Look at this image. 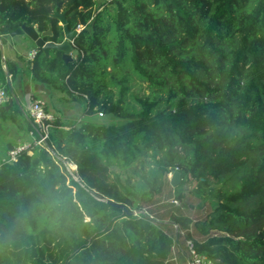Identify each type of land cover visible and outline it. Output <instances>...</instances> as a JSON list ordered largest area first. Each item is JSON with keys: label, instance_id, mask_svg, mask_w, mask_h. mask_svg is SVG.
I'll return each instance as SVG.
<instances>
[{"label": "trees", "instance_id": "trees-1", "mask_svg": "<svg viewBox=\"0 0 264 264\" xmlns=\"http://www.w3.org/2000/svg\"><path fill=\"white\" fill-rule=\"evenodd\" d=\"M60 10L79 28L78 55L66 64L39 51L28 72L82 102L87 120L55 117L45 148L0 162V264H174V249L187 260V241L209 264H264V0H10L0 36L25 22L59 43ZM137 83L149 93L131 94ZM0 84V117L28 133L19 106L6 109L1 62ZM52 152L77 166V180ZM152 162L158 186L147 181ZM173 171L196 181L212 207L205 219L174 207Z\"/></svg>", "mask_w": 264, "mask_h": 264}, {"label": "rangeland", "instance_id": "rangeland-1", "mask_svg": "<svg viewBox=\"0 0 264 264\" xmlns=\"http://www.w3.org/2000/svg\"><path fill=\"white\" fill-rule=\"evenodd\" d=\"M22 38H6V43L8 44V52H9V56H7V50L6 48H3V56L6 59L7 58H11L13 61H16L17 64L20 67V71L22 73H20L19 77L21 80H23L25 77H27L28 73V69H27V64L23 62V59L25 58V56H27V53H23L20 48H18L17 46V42H20ZM25 41V40H24ZM30 50L34 49L32 48V46L29 47ZM29 52V50H28ZM1 59V56H0ZM10 61V60H9ZM27 72V73H26ZM27 89L26 91H29V89L32 91L33 85L28 82L27 84ZM51 92H53V94H55L53 89H50ZM149 90L146 88V85L144 84H135L132 89H131V94H135V95H140L142 96L143 94H148ZM58 94V93H57ZM21 97L18 98V101L20 104H26V100H27V104H29L31 102V99L29 97V94H23L21 95ZM59 96H63L61 93H59ZM71 101V100H70ZM61 105L64 104L65 106H74L72 109H67V108H61L59 109V111H56L57 113H59L60 115V119L64 122H74L77 124H80V121H86L87 118H85L82 113L83 110V103L82 102H78V101H74V102H66L61 100L60 101ZM48 106H50V101H48ZM58 110V109H57ZM95 121H99V122H107L108 119L105 116H99L96 115L95 117ZM162 164H165V162L163 160H161ZM114 172L116 173H120V170H114ZM167 179L170 182V179L172 177V172L169 173L167 176ZM125 178V176H120V179L123 181ZM147 181L148 182H155L156 186L162 184V182L164 181V175H162V173L158 170L156 164L154 162L151 163V166L148 170L147 173ZM182 180L178 183L177 186H175L173 189H175L173 196H177L178 194H181L182 196V200L178 201L176 198H174L175 204L174 207L177 208L178 210H180V212L182 214H184L185 216L190 217L193 220H199V219H205L210 212L212 211V207L209 205V201L207 199H201L200 197L195 195V192H197V188H196V181H189V180H185L183 184H181ZM132 188L134 190H136L139 193H143L145 191L148 190L146 184L143 181L140 180H135L132 182ZM210 187L212 188H218L220 186V184H215V183H210L209 184ZM231 184L227 183L226 187L230 186ZM172 204V202H170ZM162 204H164L165 206L168 207L167 202H163ZM164 210H159V212H163ZM135 214H137L135 212ZM212 234H219L220 231H211ZM172 262L174 264H187V260L186 259H182L181 257H179L177 255L176 249L173 250V254H172Z\"/></svg>", "mask_w": 264, "mask_h": 264}, {"label": "built area", "instance_id": "built-area-1", "mask_svg": "<svg viewBox=\"0 0 264 264\" xmlns=\"http://www.w3.org/2000/svg\"><path fill=\"white\" fill-rule=\"evenodd\" d=\"M79 28H77L78 30ZM34 50L28 54V59L34 58ZM8 98L5 93L4 87L0 84V110L7 102ZM99 116H102L99 113ZM56 115L51 112L41 100H31L27 106V118H29L32 130L27 133L25 138L18 140L15 147L7 152L6 158L1 162L13 163L16 161L17 156L23 151H29L34 147H46V141L48 139L49 128L53 124ZM52 156L55 161L61 165L69 177L77 180V166L70 162L65 156L57 155L52 152ZM139 214V213H137ZM187 264H209L206 257L199 255L193 246L191 241H187Z\"/></svg>", "mask_w": 264, "mask_h": 264}, {"label": "crops", "instance_id": "crops-1", "mask_svg": "<svg viewBox=\"0 0 264 264\" xmlns=\"http://www.w3.org/2000/svg\"><path fill=\"white\" fill-rule=\"evenodd\" d=\"M7 56H9V52L7 50ZM25 58H28V55L25 56ZM10 60V61H9ZM5 61V63H4ZM6 61H8L7 63L10 64H16V66L19 69V72L16 76L12 77V72H8L7 70V65H6ZM2 68L5 71V75L6 78H8L10 80V84H11V88L13 90V93L15 94L17 101L16 102H12L17 104L22 112V114L27 118V106L30 104H27V100H26V104H20L18 101V98L22 96L23 94H29L30 99H35V100H41L45 103L46 107L53 112L56 117H60L59 113H57L56 111H59V109L61 108H67V109H72L74 106H65L64 104H60L61 100L66 101V102H74V101H70L65 99L64 95L63 96H59L58 91L54 90L55 94H53V92H51V90L49 88H47L45 85L43 84H39V83H35L31 80L30 74L27 75L28 78H24L23 80L20 79V73H22L20 71V67L17 64L16 61H13L11 58H5L4 60L1 62ZM28 69V67H27ZM27 73V72H26ZM29 73V72H28ZM30 82L33 85L32 91L29 89V91H26L27 89V83ZM58 93V94H57ZM48 101H50V106H48ZM12 106V105H11ZM7 109V108H6ZM58 109V110H57ZM8 110V109H7ZM83 113V110H82ZM27 136V133H23L21 130H19V128L16 126L15 123H13L12 121L6 119V118H2L0 117V162L2 159L6 158L7 156V152L9 150H11L13 147L16 146L18 140L25 138ZM11 146V149H9L8 147Z\"/></svg>", "mask_w": 264, "mask_h": 264}, {"label": "water", "instance_id": "water-1", "mask_svg": "<svg viewBox=\"0 0 264 264\" xmlns=\"http://www.w3.org/2000/svg\"><path fill=\"white\" fill-rule=\"evenodd\" d=\"M54 17L59 20L60 26L62 27V31H63V40L59 43L45 40V37L51 35V31L39 33L35 27L26 26V25H23L21 28L15 30L8 37L11 39L15 37H25V41L21 43V46L25 45L27 48H29L31 45H33L36 49H39L42 53H44L46 57H49L51 51H56L61 54V59L64 63L67 64L69 62H72L74 57H76L79 53V51L73 46V41L78 34V30L71 31L68 29L64 13H60V14L56 13ZM3 48L4 46L2 43V37L0 36L1 61L4 60ZM7 86L9 88V92L11 95V101L7 106L8 109L12 105L13 101L14 102L17 101V98L13 93L10 80L8 78H7ZM8 148L11 149V146H9ZM180 181H181V174L178 171H173L172 177L170 179V186L174 188L175 186L178 185ZM115 206L121 208L128 216L135 214L129 212L128 209L121 204Z\"/></svg>", "mask_w": 264, "mask_h": 264}, {"label": "flooded vegetation", "instance_id": "flooded-vegetation-1", "mask_svg": "<svg viewBox=\"0 0 264 264\" xmlns=\"http://www.w3.org/2000/svg\"><path fill=\"white\" fill-rule=\"evenodd\" d=\"M8 1H10V0H0V6H3V4L4 3H6V2H8ZM17 1V3L18 4H26V3H33V0H16ZM60 14V13H64L65 14V12L64 11H62V10H60V11H55V12H53V14H52V17L54 18V19H56L55 17H54V15L55 14ZM66 16V15H65ZM57 21H58V24L60 25V23H59V20L58 19H56ZM66 20V19H65ZM67 22V21H66ZM23 25H26L25 24V22L19 27V28H21ZM26 26H32V27H35L36 29H37V27L35 26V25H26ZM18 28V29H19ZM71 31H73V30H71ZM2 37V43H3V46H4V48H6V50H7V48H8V44L6 43V38H9V37H3V36H1ZM18 38H22L21 40H20V42H17V46H18V48H20V50L23 52V53H27V55L31 52V51H33L34 50V52H35V54H37L40 50L39 49H36L33 45H31L32 46V48H34V49H31L30 50V48H27L25 45H23V46H21V43L25 40V37H18ZM28 50H29V52H28ZM55 53V51H51L50 52V55H52V54H54ZM35 56V55H34ZM33 60V59H32ZM32 60H29L28 58H24L23 59V62L24 63H26L27 64V67L29 66V64H30V62L32 61ZM0 62H2L1 61V59H0ZM8 61H6V63H7Z\"/></svg>", "mask_w": 264, "mask_h": 264}]
</instances>
